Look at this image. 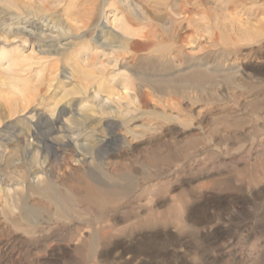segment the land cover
<instances>
[{
    "label": "rangeland",
    "instance_id": "1",
    "mask_svg": "<svg viewBox=\"0 0 264 264\" xmlns=\"http://www.w3.org/2000/svg\"><path fill=\"white\" fill-rule=\"evenodd\" d=\"M0 264H264V0H0Z\"/></svg>",
    "mask_w": 264,
    "mask_h": 264
},
{
    "label": "bare ground",
    "instance_id": "2",
    "mask_svg": "<svg viewBox=\"0 0 264 264\" xmlns=\"http://www.w3.org/2000/svg\"><path fill=\"white\" fill-rule=\"evenodd\" d=\"M131 4H132V3H131ZM124 5H125V4H124ZM106 20H108V18H106ZM119 23H120L119 21H117L116 23H114L113 21L110 22V24H111V26H112L113 28L119 26ZM6 25H7V24H6ZM10 25H12V24H10ZM45 27H46V26H45ZM8 28H9V27L7 26V29H8ZM9 30H12V28L10 27ZM9 30H8V31H9ZM8 33H9V32H8ZM1 59H2V58H1ZM78 154H79V153H78ZM81 158H82V157H81ZM82 161H83V159H82ZM82 163H83V162H82Z\"/></svg>",
    "mask_w": 264,
    "mask_h": 264
}]
</instances>
